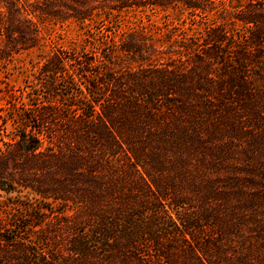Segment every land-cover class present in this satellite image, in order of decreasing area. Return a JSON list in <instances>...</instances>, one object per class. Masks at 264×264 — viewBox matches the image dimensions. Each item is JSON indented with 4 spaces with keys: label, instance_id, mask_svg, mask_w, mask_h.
Instances as JSON below:
<instances>
[{
    "label": "trees",
    "instance_id": "obj_1",
    "mask_svg": "<svg viewBox=\"0 0 264 264\" xmlns=\"http://www.w3.org/2000/svg\"><path fill=\"white\" fill-rule=\"evenodd\" d=\"M138 11L195 26L108 33ZM44 21L90 46L1 117L0 264H264V0H0L1 67Z\"/></svg>",
    "mask_w": 264,
    "mask_h": 264
},
{
    "label": "rangeland",
    "instance_id": "obj_2",
    "mask_svg": "<svg viewBox=\"0 0 264 264\" xmlns=\"http://www.w3.org/2000/svg\"><path fill=\"white\" fill-rule=\"evenodd\" d=\"M191 23L186 14H177L172 11H138L122 14L117 25L110 27L108 33L116 38L123 31L134 28L152 36H161L172 26H175L177 31H189V27L195 26ZM40 32L41 41L38 46L19 53L7 66H0V123L1 117L6 115L7 109L12 103L27 102L25 94L18 97L20 90L27 88L24 87L25 82L31 78V73L51 51L58 47L90 46L85 41L87 36L84 28L74 22L44 21L40 25ZM15 95L17 98H14ZM13 130V125L7 121L4 131H0L2 140L10 138L13 135ZM7 196L0 191V202L7 201Z\"/></svg>",
    "mask_w": 264,
    "mask_h": 264
}]
</instances>
